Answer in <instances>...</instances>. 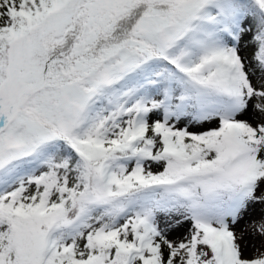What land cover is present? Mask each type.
Masks as SVG:
<instances>
[{
  "label": "snow or ice",
  "instance_id": "snow-or-ice-1",
  "mask_svg": "<svg viewBox=\"0 0 264 264\" xmlns=\"http://www.w3.org/2000/svg\"><path fill=\"white\" fill-rule=\"evenodd\" d=\"M0 264H264V0H0Z\"/></svg>",
  "mask_w": 264,
  "mask_h": 264
},
{
  "label": "rangeland",
  "instance_id": "rangeland-1",
  "mask_svg": "<svg viewBox=\"0 0 264 264\" xmlns=\"http://www.w3.org/2000/svg\"><path fill=\"white\" fill-rule=\"evenodd\" d=\"M244 54L250 55V50H249L248 53H243L242 52V55H244ZM193 130H195V129H193ZM259 212H260V208L259 207H256L255 209L250 210V215L251 216H258ZM248 219H249V217H246L245 218V222H247ZM240 227H243V223L240 226H238L237 231H239ZM186 228H187V225H184L183 227H181L180 229H178L176 232L172 233V236L175 237V236L182 235L183 232L186 231Z\"/></svg>",
  "mask_w": 264,
  "mask_h": 264
}]
</instances>
